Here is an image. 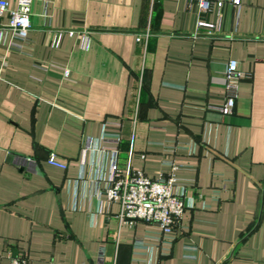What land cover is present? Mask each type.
Masks as SVG:
<instances>
[{"label":"crops","instance_id":"1","mask_svg":"<svg viewBox=\"0 0 264 264\" xmlns=\"http://www.w3.org/2000/svg\"><path fill=\"white\" fill-rule=\"evenodd\" d=\"M231 1L33 0L27 42L0 43V264L8 247L30 264H264V0ZM114 163L177 165L172 242L120 220Z\"/></svg>","mask_w":264,"mask_h":264},{"label":"built area","instance_id":"2","mask_svg":"<svg viewBox=\"0 0 264 264\" xmlns=\"http://www.w3.org/2000/svg\"><path fill=\"white\" fill-rule=\"evenodd\" d=\"M15 8H11L9 0H0V43L7 32L12 33L14 44L19 49L21 43L29 39L31 28L32 3L33 0H12ZM200 13H208L215 7L220 11L227 0H196ZM235 7L241 6V0H232ZM8 15V21L2 22L4 15ZM200 27L213 29L214 26L203 21L199 22ZM138 42L142 38L138 37ZM244 76L238 68V62L231 60L227 63L224 72L223 85L228 95L224 103L210 105V108L224 114H229L237 99V87L240 79ZM48 162L62 169L67 164L58 160L55 154H51ZM112 175L110 185L106 189L109 200L118 202L121 206L119 218L122 222L134 223L146 221L158 226L164 238L172 242V234L176 232L182 223L184 212L189 202L185 194H178L174 187L178 184L176 176L177 165L172 164V173L167 178H152L142 171H134L131 168L123 170L117 163L112 164ZM7 257L10 264H30L28 256L23 253H15L10 247L7 249Z\"/></svg>","mask_w":264,"mask_h":264}]
</instances>
